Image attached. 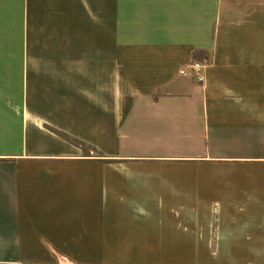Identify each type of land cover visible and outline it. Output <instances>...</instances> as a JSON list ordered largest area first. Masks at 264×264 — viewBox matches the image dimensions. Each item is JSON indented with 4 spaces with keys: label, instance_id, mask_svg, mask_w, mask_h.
<instances>
[{
    "label": "crops",
    "instance_id": "crops-1",
    "mask_svg": "<svg viewBox=\"0 0 264 264\" xmlns=\"http://www.w3.org/2000/svg\"><path fill=\"white\" fill-rule=\"evenodd\" d=\"M0 25V264H264L263 209L187 204L264 203V0H0Z\"/></svg>",
    "mask_w": 264,
    "mask_h": 264
},
{
    "label": "rangeland",
    "instance_id": "rangeland-1",
    "mask_svg": "<svg viewBox=\"0 0 264 264\" xmlns=\"http://www.w3.org/2000/svg\"><path fill=\"white\" fill-rule=\"evenodd\" d=\"M29 31L31 33H35L37 35L43 34H54V27L52 26H39L38 24H33L32 26H29ZM6 27L0 25V49L4 48L6 49ZM32 48L34 49H42V45L46 47L47 45L53 44V42L49 41V38L47 37V40L43 43L35 39L33 41ZM34 44V45H33ZM186 204V203H185ZM187 204H190V207L198 208L201 210H211L213 212H218L220 210H230V209H236L238 210L239 207H243L242 210H258L263 209L264 210V203H258L253 204L252 202H233V203H226V202H189ZM202 205L201 207H199ZM233 205V206H232ZM228 206V207H226ZM235 206V207H234ZM215 222H219L221 219L219 218H213ZM240 221H244V223L247 221L246 218H240ZM215 224V223H214ZM213 225V224H212ZM217 225V223L215 224ZM176 227V224H175ZM188 252L190 256V261L188 262ZM257 252V251H256ZM183 250H175L174 251V264H230L232 262V259L235 261L241 260V264H246V259L248 257L246 250H239V251H216V250H195V251H185V260L183 258ZM233 257V258H232ZM232 258V259H231ZM233 261V263H235Z\"/></svg>",
    "mask_w": 264,
    "mask_h": 264
},
{
    "label": "built area",
    "instance_id": "built-area-1",
    "mask_svg": "<svg viewBox=\"0 0 264 264\" xmlns=\"http://www.w3.org/2000/svg\"><path fill=\"white\" fill-rule=\"evenodd\" d=\"M208 61H193L187 67L180 70V74L195 78L199 83L205 81V69Z\"/></svg>",
    "mask_w": 264,
    "mask_h": 264
}]
</instances>
